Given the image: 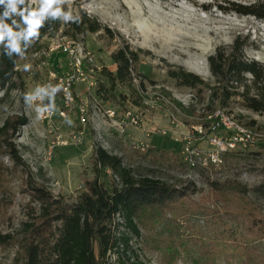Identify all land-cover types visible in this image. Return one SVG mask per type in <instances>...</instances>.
Segmentation results:
<instances>
[{
	"label": "rangeland",
	"instance_id": "obj_1",
	"mask_svg": "<svg viewBox=\"0 0 264 264\" xmlns=\"http://www.w3.org/2000/svg\"><path fill=\"white\" fill-rule=\"evenodd\" d=\"M254 1L71 0L61 5L62 11H70L78 21L86 18L100 29L78 33L72 21L64 22L61 17L59 26L38 41L39 49L19 60L17 87L6 94L0 91V127L5 121L27 118L11 139L24 165L15 167L0 154V232H13L28 220L31 209H37L28 185L43 187L67 203L75 202L85 190L84 180L94 177L92 154L101 147L120 157L135 177L160 179L178 188L194 186L191 199L210 210H221V219H226L225 211L222 203L214 201L211 183L230 180L245 186L250 201L228 208L235 222L227 224L237 238L251 239L250 246L264 254V203L251 191L264 183V114L246 109L241 98L233 97L220 110L237 121L248 141L258 145L229 153L220 167L206 169L202 158L191 154L188 166L180 155L182 139L190 130L208 135L213 124L208 115L218 106L206 110L210 94L206 85L183 86L171 75L182 70L198 76L207 86L214 85L208 56L218 47L229 48L237 37L246 43L244 57L264 64V23L231 10L232 3ZM28 2L32 8L38 7L35 0ZM66 42L74 47L85 83H73L74 100L64 108L57 80L75 75L68 53L62 46L56 47ZM120 48H127L135 57L123 82L106 75L115 72L111 54ZM79 107L84 108V122L79 119ZM139 112L142 117L135 126L128 113ZM236 116L243 122L254 120L253 128ZM243 133L231 132L230 136ZM222 134L229 133L222 129ZM198 145L206 147L202 141ZM111 176L107 170L99 181L109 188ZM240 212L241 217L236 215ZM119 228L124 230L122 225ZM156 232L147 244L132 236L126 256L136 255L142 264H264V259L252 262L253 255L239 260L233 253L204 260L194 250L192 259L182 247H163L159 243L164 237L159 236L162 228ZM11 255L12 251L0 249V264L8 263Z\"/></svg>",
	"mask_w": 264,
	"mask_h": 264
},
{
	"label": "trees",
	"instance_id": "obj_2",
	"mask_svg": "<svg viewBox=\"0 0 264 264\" xmlns=\"http://www.w3.org/2000/svg\"><path fill=\"white\" fill-rule=\"evenodd\" d=\"M231 5L235 13L252 16L264 23V0ZM59 24L60 18L46 16L37 38L20 40L22 55L15 51L8 54L7 37L0 42V91L6 94L17 87L16 79L20 80L19 60L36 52L38 41ZM72 25L78 33L100 29L98 24L86 18L76 19ZM245 46V41L237 37L229 48L218 47L208 56L209 70L214 77L212 86L182 70L171 72V75L183 86L194 88L206 85L210 91L206 110L227 107L233 97H239L246 109L264 114V64L246 59L242 53ZM134 59L133 52L127 48L113 52L111 60L116 64V70L106 74L108 79L127 80ZM236 118L253 128L254 120L243 122L239 116ZM26 123L27 118L20 116L14 121H5L0 127V154L8 157L15 167L23 166L24 162L11 139L14 140L19 127ZM92 161L94 177L84 180L85 190L73 203L65 202L43 187L27 186L30 199L38 207L31 209L28 220L13 232H0V249L12 251L9 262L4 264H142L136 255L126 256L129 241L135 236L147 244L153 241V237H149L152 232L157 233L160 227L162 232L159 236L164 237L159 243L163 247L165 244L171 248L182 247L192 259H195L191 254L193 250L199 259L204 260L207 257L216 258L221 253H233L232 257L239 260L244 255H253L252 262L264 259L260 250L250 246L251 239L245 236L237 238L227 224L235 222L228 208L236 203L247 205L250 201L247 196L249 190L245 186L230 180L222 184L211 183L214 201L222 203L225 211L226 219H221V210H210L191 199L194 186L192 189L178 188L160 179L135 177L133 170L124 166L120 157L101 147L94 149ZM107 170L112 174L108 180L109 188L99 181L100 175ZM251 191L264 203V183ZM236 215L242 216V212ZM200 221L205 224L204 227L199 224ZM120 225L124 230H120ZM256 225L259 226V223ZM111 256H114L112 262Z\"/></svg>",
	"mask_w": 264,
	"mask_h": 264
},
{
	"label": "built area",
	"instance_id": "obj_3",
	"mask_svg": "<svg viewBox=\"0 0 264 264\" xmlns=\"http://www.w3.org/2000/svg\"><path fill=\"white\" fill-rule=\"evenodd\" d=\"M63 47L71 60L73 61L75 68L74 76H67L66 78H59L57 80V85L59 86L62 94V105L64 108H67L71 105L74 98L71 93V86L74 82H83L84 81V72L82 68H78L76 64V57L74 53V47L70 42H66L64 45H58V47ZM91 83L88 85L90 86ZM92 85V84H91ZM83 107H79V119L84 122L83 119ZM46 113L48 110L45 111ZM64 111L61 110L60 114L63 115ZM130 123L138 126L142 117V112H139L135 115L128 113ZM222 126H228V121L226 118H223L220 114V107H218V124L216 128L210 129L208 135L199 136L197 130H190L182 139V147L180 150V155L182 161L189 166L191 162V154H198L202 158V167L203 169L209 167H220L223 164L225 155L235 152L240 148L254 147L258 145V142L248 141L245 137V134H241V137H231L230 128L229 134H222ZM204 142L206 147L202 148L198 145V142ZM142 149V148H141Z\"/></svg>",
	"mask_w": 264,
	"mask_h": 264
},
{
	"label": "clouds",
	"instance_id": "obj_4",
	"mask_svg": "<svg viewBox=\"0 0 264 264\" xmlns=\"http://www.w3.org/2000/svg\"><path fill=\"white\" fill-rule=\"evenodd\" d=\"M35 2H38L37 8H32L28 0H0V7L3 8L0 12V42L7 37L6 48L9 50V55L12 51L23 54L20 40L31 41L32 38H37L46 16L62 17L64 22L77 19L70 11L64 12L61 8L63 4H70L71 0H35ZM28 67L26 65L25 69L27 70Z\"/></svg>",
	"mask_w": 264,
	"mask_h": 264
},
{
	"label": "bare ground",
	"instance_id": "obj_5",
	"mask_svg": "<svg viewBox=\"0 0 264 264\" xmlns=\"http://www.w3.org/2000/svg\"><path fill=\"white\" fill-rule=\"evenodd\" d=\"M220 114L222 115L223 118H226L228 121V126H222V129L224 131L229 133V128H230V133L231 132H237V133L238 132H240V133L244 132V129L240 125H238L236 123L237 121L235 122L233 120V118L229 116V114H227L226 112H223L222 110H220ZM208 118L210 119V121L213 122V124L210 126V129L216 128L217 124H218V109L213 111L210 115H208ZM249 135H251V134H249ZM249 135L247 134L246 136L249 137Z\"/></svg>",
	"mask_w": 264,
	"mask_h": 264
}]
</instances>
